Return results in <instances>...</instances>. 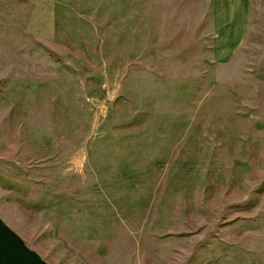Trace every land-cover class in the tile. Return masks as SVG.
<instances>
[{
  "label": "rangeland",
  "instance_id": "rangeland-1",
  "mask_svg": "<svg viewBox=\"0 0 264 264\" xmlns=\"http://www.w3.org/2000/svg\"><path fill=\"white\" fill-rule=\"evenodd\" d=\"M215 59L214 0H0V217L49 264H264V0Z\"/></svg>",
  "mask_w": 264,
  "mask_h": 264
},
{
  "label": "crops",
  "instance_id": "crops-1",
  "mask_svg": "<svg viewBox=\"0 0 264 264\" xmlns=\"http://www.w3.org/2000/svg\"><path fill=\"white\" fill-rule=\"evenodd\" d=\"M254 0H214L215 50L218 61L239 49L248 31Z\"/></svg>",
  "mask_w": 264,
  "mask_h": 264
},
{
  "label": "water",
  "instance_id": "water-1",
  "mask_svg": "<svg viewBox=\"0 0 264 264\" xmlns=\"http://www.w3.org/2000/svg\"><path fill=\"white\" fill-rule=\"evenodd\" d=\"M0 264H49L0 217Z\"/></svg>",
  "mask_w": 264,
  "mask_h": 264
}]
</instances>
